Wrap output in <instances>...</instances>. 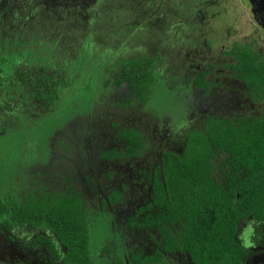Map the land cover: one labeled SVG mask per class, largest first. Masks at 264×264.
Masks as SVG:
<instances>
[{
  "label": "rangeland",
  "instance_id": "374dc122",
  "mask_svg": "<svg viewBox=\"0 0 264 264\" xmlns=\"http://www.w3.org/2000/svg\"><path fill=\"white\" fill-rule=\"evenodd\" d=\"M263 6L264 0L258 5L250 0H0V199L12 202L20 191L24 197L36 190L71 192L73 178L74 191L81 189L76 194L86 196L96 212L104 207V186L113 184L112 173L132 181L143 195L150 176L145 173L143 179V172L154 168L163 150L181 149L182 135L199 118L194 105L205 113L213 103L228 108L210 91L201 96L192 79L222 59V45L232 39L249 42V26L260 24L264 32ZM138 57L156 59L158 83L147 110L125 105L133 97L130 89L113 84L123 72L119 63ZM17 71L45 72L69 85L60 89L57 105L47 109L20 85ZM220 74L215 69V78L207 79L223 84H210L212 90L226 93L232 105L244 101L236 82ZM130 128L147 140L141 155L101 158L105 151H125L119 133ZM131 191L134 199L142 198L139 190ZM124 214L119 209L116 219L99 216L92 247L103 242L112 223L122 228ZM0 232V264H59L44 246L28 248L45 230L2 225ZM244 241L255 247L246 263L264 264V226L248 227Z\"/></svg>",
  "mask_w": 264,
  "mask_h": 264
},
{
  "label": "trees",
  "instance_id": "16d2710c",
  "mask_svg": "<svg viewBox=\"0 0 264 264\" xmlns=\"http://www.w3.org/2000/svg\"><path fill=\"white\" fill-rule=\"evenodd\" d=\"M226 53L233 55L235 76L245 83L252 98L256 99L258 92L264 97V65L258 64L256 54L243 46ZM119 64L123 72L113 84L116 87L127 85L133 95L125 105L135 108L137 104L140 109L147 110L152 90L158 83L155 81L156 59L138 57ZM2 72L0 64V99ZM16 77L21 86L31 89L37 100L45 102L47 109L57 105L60 89L69 85L62 78L45 72L17 71ZM109 83L106 81L104 85ZM194 85L208 87L203 78ZM204 127H193L182 135L181 153L164 154L162 164L155 168L152 200L159 207L166 206L171 214H181L187 223L184 243L191 253L206 260L214 257L217 262L233 261L241 253L235 241L239 221L244 217L264 221V114L235 121L208 118ZM119 137L125 142V151H105L103 158H136L146 148L143 134L134 128L122 130ZM216 169L223 172L224 184L211 177ZM22 193H17L12 202L0 199V219L9 227L28 225L54 235L65 251L61 264H100L92 253L94 218L80 196L72 191L51 194L36 190L26 197ZM113 198H118L115 191ZM233 200L237 206L232 204ZM143 212L144 207L138 214ZM160 217L159 214L157 222ZM136 219H132L131 225L144 227L156 223L155 219L143 222L142 217L140 222H135ZM160 228L164 247L169 250L172 240L166 236L164 226ZM48 233L38 236L32 244L41 243L56 256L58 251ZM102 264L125 263L115 258L113 262ZM129 264H147V260L132 256Z\"/></svg>",
  "mask_w": 264,
  "mask_h": 264
},
{
  "label": "flooded vegetation",
  "instance_id": "af4514ba",
  "mask_svg": "<svg viewBox=\"0 0 264 264\" xmlns=\"http://www.w3.org/2000/svg\"><path fill=\"white\" fill-rule=\"evenodd\" d=\"M259 25L260 24H258L255 27L249 26V29L251 32L249 33V36H248L250 37L249 42H246L245 40V43L243 44V43H240L236 39H232L233 41L231 40L227 46L223 47L222 45L220 47L222 49L220 52L222 59L219 60L218 63L207 65L204 70L200 71L199 76L192 79L191 85H193V89H196L197 92L201 94V96L204 94L203 91H210L209 93L210 95H214L215 97L221 99L222 105L224 104L228 106V108L222 109V108L216 107L213 103V106H211L212 110L208 113H205L203 109L200 110L198 105L197 106L194 105L193 111H195L198 114L199 118L197 120H193L194 117L192 115L193 123H191V126L188 125L189 129L193 127L204 129L205 122L208 120V118H217V119L235 121L238 118L248 119L249 116H254V115L258 116V115L264 114V97L262 95L263 93L258 92L256 99L252 98L251 94H249L248 88L245 85V83L237 79L235 76L236 71L233 69V65L235 64V59L233 55L232 54L229 55L226 53L227 51L232 50L235 47L243 46V47H246L250 52L256 54V56L258 57V64L264 65V32L262 31V29L259 28ZM233 35H235V33H231V32L229 33V36H233ZM215 69H216L217 76H219V73H221L220 74L221 76L222 74H224L226 76H229L230 79L236 82V84L240 88L239 94L241 95V97L243 96L244 101L238 100L237 103H234L235 105H232L230 96H228L224 92L217 93L215 90H212V86H215V85L223 86L222 82L218 79H217L218 82L216 84L213 83V85L211 81L207 80L209 78L211 80L215 78ZM201 78H203L204 81L207 82L208 84L207 88L194 85L195 81ZM210 98L212 97L210 96ZM234 108H236L237 110ZM145 141L147 140L145 139ZM179 142H181V149L179 151H174L173 149L163 150L161 152L160 157H158L157 160H155L154 168L152 170L143 172V179L146 174L148 173L150 174L147 180L148 184L145 187L146 192L143 195H141L140 192L142 191L140 189L132 187V183H133L132 181L125 182L123 181V179L120 181L118 175H114L112 173L111 175L108 176V178L112 179L111 181L113 182V184L105 185L106 196L101 202V204L104 207L99 206L97 207L96 212H94L92 211V208L89 207V203L86 200V196H82L84 205L87 207V211L91 213L93 218L95 217L93 220V225H94L93 230L96 229L100 231L98 227L101 225L99 216L103 217V216L110 215V216L115 217L116 219L117 212L119 209H124L125 211L123 218L120 219L122 223V228L120 226L119 229L116 230L115 224L112 223L113 230H110V233L108 234V236H106L108 238L103 237V242L99 243V245L96 248L94 246L92 247L93 257L97 259L100 264L113 262L115 258H120L124 261L125 264H129L132 256H139L140 258L147 260V264H247L246 263L247 259H249L250 257H253L255 247L254 248L252 246L250 247L244 241V233L246 229L250 226L254 228L255 230L258 228V226H264L263 220L257 221V220H254L252 217L242 218L238 223L237 233L235 236V239H236L235 241L241 251V253L238 255V259H235L233 261L225 260L224 262H217L214 257L213 258L209 257L206 260L203 257L197 256V254L191 253L190 250L187 249L186 244L184 243L185 242L184 237L186 236L185 231H186L187 223L184 221L181 214L180 216L177 213L171 214L168 212L166 206L159 207L158 205L153 203L152 184L154 181L153 178L155 175V168L158 165L162 164V160L166 152H179V153L182 152L183 144H182V141H179ZM100 156L101 158H103L102 155ZM118 158L119 157H116V158H113L112 160L118 159ZM131 158H134V157H131ZM238 174L239 173H237V175ZM159 175L161 176L160 173ZM115 177L117 178V181H114ZM211 177L214 178L216 182L221 183V184H224L226 181L223 172L218 169L212 172ZM72 179H69L70 191L74 193L81 192V189L79 188H77V191H74L73 185L77 186V182L75 181L73 183ZM131 188L139 190L138 196H142V198L134 199L132 195H135V192H132ZM114 191H115V194L118 195L117 200L113 198ZM126 194L128 196H126ZM238 197H239V194H237V198ZM229 199L232 200V197L229 196ZM126 200H128V202H126ZM232 204L234 206L235 205L237 206L236 200H233ZM143 207H144V212L141 214H138ZM159 214L161 217H160V221L157 222V217ZM138 215H139V218H138ZM135 217H137L135 222H140L141 220L140 218L143 217V222L146 220L151 221L152 219H155L156 223L152 221L153 222L152 225H146L144 227H137L134 224L131 225V222L133 221L132 219H134ZM110 223L111 222H108V224ZM2 225L5 226L6 229L7 228L12 229L14 227H23V226H18V225H13L9 227V224L6 221H2V223L0 224V229L2 228ZM25 226H28V225H25ZM161 226H164L166 236L170 237L172 240L173 245L171 247H168L169 250H167V247H164V244L162 242L163 240L161 238L162 236L161 228H160ZM125 231H127V237L125 236L126 235L124 233ZM0 233H3V232H0ZM94 234H93V239H92V245H94L96 231L94 232ZM48 235L49 237L51 236L49 233ZM45 236H47V234ZM36 238L34 237L30 241L28 248L30 249V248H35L38 246H44L49 251L48 254L52 256L53 260L61 264V259H62V256L65 254V251H63V249L61 248V246H59L57 242H54V239L52 238V236L51 238L54 242L56 249L57 247H60L62 249V251H58L57 249L58 254L56 256L51 252V250L47 246L41 243H37L36 245L32 244V242ZM118 240L120 242H118ZM255 244H259V242L257 241V243ZM124 253H125L124 256L121 255ZM43 256L44 254L41 255L38 258V260L43 258Z\"/></svg>",
  "mask_w": 264,
  "mask_h": 264
},
{
  "label": "water",
  "instance_id": "95a60500",
  "mask_svg": "<svg viewBox=\"0 0 264 264\" xmlns=\"http://www.w3.org/2000/svg\"><path fill=\"white\" fill-rule=\"evenodd\" d=\"M250 1H251L252 4L258 5V4H262L263 0H250ZM262 11H264V6H263V10Z\"/></svg>",
  "mask_w": 264,
  "mask_h": 264
}]
</instances>
